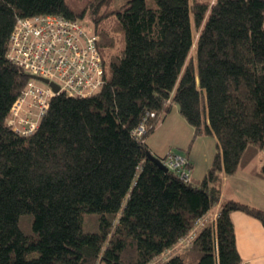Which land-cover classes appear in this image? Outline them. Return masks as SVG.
<instances>
[{"label": "trees", "instance_id": "1", "mask_svg": "<svg viewBox=\"0 0 264 264\" xmlns=\"http://www.w3.org/2000/svg\"><path fill=\"white\" fill-rule=\"evenodd\" d=\"M113 2L76 13L65 0H0V264H240L230 213L264 227V210L229 200L199 221L223 178L264 147V0ZM40 14L91 27L104 81L86 97H51L21 135L8 118L29 76L6 53L16 18ZM169 103L193 137L215 138L200 178L191 163L184 180L146 155Z\"/></svg>", "mask_w": 264, "mask_h": 264}, {"label": "built area", "instance_id": "2", "mask_svg": "<svg viewBox=\"0 0 264 264\" xmlns=\"http://www.w3.org/2000/svg\"><path fill=\"white\" fill-rule=\"evenodd\" d=\"M6 56L28 76L47 80L42 81V86L29 76L10 107L8 124L21 135L36 129L51 97L60 93L86 97L96 92L104 81L97 35L81 22L59 14L17 17ZM49 82L58 89L54 90ZM143 131L144 122H141L134 132L140 135ZM160 159L167 170L184 180L189 178L190 162L186 155L169 150Z\"/></svg>", "mask_w": 264, "mask_h": 264}, {"label": "crops", "instance_id": "3", "mask_svg": "<svg viewBox=\"0 0 264 264\" xmlns=\"http://www.w3.org/2000/svg\"><path fill=\"white\" fill-rule=\"evenodd\" d=\"M169 105V109H173L172 104L169 103ZM160 123L161 121L155 126L154 130L162 125ZM148 138L149 135L146 137V141L153 153L163 156L169 151L170 148L163 149L158 141L154 140L152 143V141L149 142ZM213 146H215V140ZM191 151V149H188L182 154L186 155L190 160L191 172H193L191 176L200 178V175H197V177L194 175L196 168L202 172L201 174H204L206 168L210 165L213 153H210L209 150L207 161L205 158L202 161L203 165L199 167V160L196 159L195 154H192ZM263 162L264 147L244 168L239 169L233 175L223 178L219 199L199 221L201 227L209 222H214L221 206L229 200L242 201L264 210V177L258 174V169ZM230 217L233 224L235 247L241 259L240 264H264V227L262 223L257 218L240 210L231 211Z\"/></svg>", "mask_w": 264, "mask_h": 264}, {"label": "rangeland", "instance_id": "4", "mask_svg": "<svg viewBox=\"0 0 264 264\" xmlns=\"http://www.w3.org/2000/svg\"><path fill=\"white\" fill-rule=\"evenodd\" d=\"M66 3L76 12L79 13L83 9L85 0H65ZM126 2V0H114L113 7L118 8L121 4ZM213 2V0H211ZM109 24L112 23V17L109 16L106 19ZM90 27V26H88ZM91 28V27H90ZM196 31L193 30V36L195 38ZM37 84L44 85V83L40 80H35ZM173 109H167L163 113V119L161 120L162 124L158 129L154 130L149 134V142L156 140L159 145L162 146L163 149H168L183 153L184 151L191 149L192 154H195L196 159L199 160V167L203 165V160L207 161L209 150L210 153L214 152L213 142L215 138L209 135H200L193 137V128L192 126L185 120V118L179 112L178 106L175 103H171ZM144 132V131H143ZM142 134V132H141ZM140 134V135H141ZM201 170V169H200ZM204 171V170H202ZM246 172V171H245ZM202 172L196 168L194 175H203ZM193 174V172H191ZM31 216L24 215L20 218L19 225L23 229L24 232H31ZM203 226V225H202ZM198 227V226H197ZM201 227V225H199ZM189 240V239H188ZM186 244V243H183ZM177 246L174 248L175 251H178L180 248L184 247ZM188 244V243H187ZM173 250V249H172ZM99 264H106L104 262H100Z\"/></svg>", "mask_w": 264, "mask_h": 264}, {"label": "water", "instance_id": "5", "mask_svg": "<svg viewBox=\"0 0 264 264\" xmlns=\"http://www.w3.org/2000/svg\"><path fill=\"white\" fill-rule=\"evenodd\" d=\"M30 77L36 78L38 80H41L43 82H47V80L45 78H41L38 76H33V75H29ZM49 84L52 86V88L54 90L58 89V86L56 84H54L53 82H49ZM146 155L153 160L159 167H161L163 170H167V167L162 163L161 159L155 155L153 152H151L149 149L146 151Z\"/></svg>", "mask_w": 264, "mask_h": 264}]
</instances>
